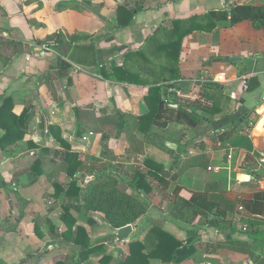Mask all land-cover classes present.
Masks as SVG:
<instances>
[{
	"label": "crops",
	"instance_id": "crops-1",
	"mask_svg": "<svg viewBox=\"0 0 264 264\" xmlns=\"http://www.w3.org/2000/svg\"><path fill=\"white\" fill-rule=\"evenodd\" d=\"M21 1L25 5L26 14H32V17L26 22L19 15L17 27H11L13 35L9 33L11 29L2 26L9 30L8 34L5 33L6 38L22 43L23 49L7 65L0 62V106L4 98L11 96L15 105L14 114L20 116L24 111H30L31 119L28 122V133L22 140L6 150L0 148V180L3 184L0 196L6 195L5 202L0 201V212L5 209V203L12 201L10 197H15L20 202L17 198L19 195L30 202L36 195H41L42 199H39L43 200L45 189L49 195L55 194L54 183L48 180L46 172L38 176L46 184L37 191L34 188L39 181L31 183L29 172L35 161L42 156H45L42 157L45 164L53 161L58 163L59 159L55 155L65 152L61 139L70 144L73 153L90 158L96 152L97 123L100 116L106 117L110 114L112 121H118L117 111L134 116L148 112L145 98L149 94V88L105 79L101 72L102 64L106 65V72L112 69L111 66H123L128 52L140 50L160 26L171 27L174 20H187L212 11L230 12L239 5L264 9V0ZM65 2L74 7L60 11L58 6ZM1 5L4 10L2 3ZM120 5L133 11L132 23L127 27H119ZM60 33L65 36H92L93 41L87 40L77 45L91 46L93 43L98 66L78 65L73 62L70 56L74 53L73 47L76 44L63 45L69 46L66 56L62 54L61 46L42 56L40 47L43 44L40 42ZM229 58L239 60L229 62ZM62 60L70 64V69L60 70ZM179 65L181 79L172 83L169 89L172 93L169 95L161 86L162 98L168 96L172 100L193 103V97L201 95L204 86L218 84L225 95L221 103L222 113L210 117L211 121L202 125L204 129L170 123L163 130L171 131L174 124H177L175 134L171 135L174 139L171 141L168 136L162 143L167 141L177 145L178 149L175 151L161 152L155 148L160 144L153 140L152 145L145 144L143 154L132 152L138 156L133 161H140L139 165L144 169V161L150 159L163 165L166 170L178 164V171L171 178L166 177V185L155 182L160 191L153 189L149 194L141 193L149 203L150 211L147 217L139 220L138 226L136 225L127 240L119 241L116 231V237L111 238L114 235L113 230L105 226L106 228H102L105 229L103 232L107 231L106 235L110 234V238L107 241V236L104 235L102 240L110 242L109 246L105 241L103 243L111 249L105 246L97 258H85L100 246L97 244L99 238L96 234L99 229H94L92 221H89L93 213L86 214L83 209L74 207L78 212H83L82 217L86 220L79 223V226L85 227L90 237L87 253H79L75 258L81 264L87 261L108 263V259L104 262V258H110V264L126 260L130 255L129 245L134 241L144 244L155 225L180 241L190 237L192 231L198 234V238L195 253L185 261L166 263L150 260L149 264H256L249 253L241 249L239 243H249L251 249L258 239L263 244L258 247L256 254L261 256V264H264V230H259L256 236L253 233H244L240 228L241 224L234 220L232 211L228 212V219L232 220L233 230H222L214 226L213 221L208 222L203 217H199L194 225H187L172 215L178 198L189 201L192 192L212 188L230 201H233L234 195H240L238 197L242 198L246 208L245 220L264 219L260 213L264 209V191L259 188L264 187V180L260 179L263 172H259L261 162L258 158L264 157V14L262 19L244 21L235 26H230L229 22H221L211 34L193 33L184 40ZM249 79H256L258 87L248 92L244 88V82ZM103 101L105 108L98 111L97 107ZM251 113H256L257 119L252 122L254 126L247 130V134L243 125L248 122ZM156 130L159 133L162 129ZM78 131H81L80 137ZM4 134L5 131L0 128V138ZM136 135L141 141L144 140V134ZM119 138L122 147L119 148V143L114 140L109 148L120 157L125 156L130 147L126 133ZM229 156H232L231 160ZM218 158L224 167H218ZM215 164L214 175L217 176L210 177L208 170ZM190 169L192 172L188 173ZM222 170L226 172L225 175L218 177ZM117 174L120 175L118 172ZM244 175L255 179L249 182L241 178ZM223 178L227 180L222 181ZM163 186L166 187L165 190ZM177 188H181V191L176 199ZM8 196L10 199H7ZM31 213L34 212L25 210L21 221ZM5 217V220H9V217ZM96 218L101 219V216L97 214ZM12 221L15 222L13 218ZM13 225L11 223V227L15 228ZM101 225L104 226L102 222ZM10 228L9 233L17 232L16 228ZM230 240L238 243L233 246L220 245ZM57 246L66 249L75 247L65 244Z\"/></svg>",
	"mask_w": 264,
	"mask_h": 264
},
{
	"label": "trees",
	"instance_id": "trees-1",
	"mask_svg": "<svg viewBox=\"0 0 264 264\" xmlns=\"http://www.w3.org/2000/svg\"><path fill=\"white\" fill-rule=\"evenodd\" d=\"M71 6L74 7L70 3H62L58 9L62 11L70 9ZM0 10H2L1 2ZM263 14V8L239 5L230 12L212 11L205 15L193 16L187 20H174L171 27L160 26L140 50L128 52L123 66H113L109 72H106V65L102 64L101 72L105 79L149 88V94L145 98L148 107L146 114L134 116L117 111L118 130L116 137L119 138L126 133L130 150L143 154L145 144L152 145L151 143L155 138L151 135L153 128L165 129L170 123H180L189 128L197 129L205 122H210V117L213 118L221 114V103L225 95L218 84L204 86L201 94L203 98L212 102L213 105L211 107L202 106L194 100L193 103H189L176 99H173V101L177 107L170 106L162 98L161 86H163L164 92L168 94L172 83L181 79L179 64L183 43L187 37L196 32L211 34L221 22H229L230 26H235L244 21L262 19ZM133 16V11L128 10L124 5H120L118 8L119 27L129 26L132 23ZM2 31L4 34L9 32L8 29L4 28L0 29V32ZM87 40L93 41V37L84 35L65 36L60 33L51 35L40 43H51L54 47H63L65 43L76 44L73 47L74 53L70 56V59L78 65L98 66L93 43H91V46L77 45ZM22 49V43L0 36V62L2 64L7 65ZM7 50L12 51L11 54H8ZM70 67V64L62 60L60 70L65 71L70 69ZM246 84L248 92L258 87L256 79H249ZM14 106V100L11 96L4 98L0 106V128L5 131V134L0 138V148L2 150H6L19 140H22L29 130L30 111H24L20 116H17L14 114ZM234 128H237V126H234ZM137 133L144 134L143 141L137 137ZM78 136H81V131H78ZM60 142L65 152L55 155V158L59 159L58 163L53 161L45 164L42 162L43 156L39 157L35 161L33 169L29 172V176L31 183H35L39 179L38 176L46 172L48 180L54 183V188H59L58 181L56 182L58 173H55L57 171L55 168L61 166L71 179L67 189L60 192L70 205L65 208V213L61 217L67 229L60 234V237L64 241L73 243L78 248L73 247V250L77 254L80 253V255L87 253L89 250L90 237L85 227L77 225L76 218L71 215L72 207L73 209L74 207L83 209L82 211L86 214H99L113 230H118L128 225L136 226L141 218L148 216L150 211L149 203L141 194L143 192L149 194L153 190L152 183L150 184L148 178H153L155 181L166 185V177L178 171V164H175L172 169L166 170L163 165L146 159L144 165L147 171L138 170L134 178L132 187L135 193L127 192L126 186L129 187V184L123 182L116 172L98 171L94 168L90 172L91 177L81 186L76 178V172L82 165L79 155L71 151L68 142L62 139ZM161 146L165 151L172 152L165 146V143H162ZM263 178L264 174H262L260 179ZM2 186L3 184L0 180V189ZM180 191L181 188L176 189V199L179 197ZM58 193L59 191L55 188L54 195L58 196ZM17 198L25 204L29 203L28 200H24L19 195H17ZM232 205L233 201L225 199L217 190L210 188L206 191L192 192L189 201L178 198L172 215L187 225H194V222L199 217L206 219L210 215H216L221 221L211 220L214 222V226L222 230H233L232 220L228 219V212L233 210L231 209L233 208ZM23 216L24 211L19 215L18 221ZM42 217L39 215V218ZM10 219L12 221L11 217H9ZM9 220L7 219V221ZM18 221H15V223ZM245 221L249 224H254L252 220L248 219ZM10 229L13 230L15 228L11 227ZM197 238L198 234L192 231L190 237L180 241L155 225L151 228L145 243L132 242L129 245L130 255L126 260L116 264H149L150 260L181 263L195 253ZM235 243L238 242L230 240L220 245L233 246ZM239 246L244 251H251L249 243H239ZM80 255H78L79 258H81ZM106 259H108L106 264H110L111 259L104 258V262ZM255 263L257 264V262Z\"/></svg>",
	"mask_w": 264,
	"mask_h": 264
},
{
	"label": "rangeland",
	"instance_id": "rangeland-1",
	"mask_svg": "<svg viewBox=\"0 0 264 264\" xmlns=\"http://www.w3.org/2000/svg\"><path fill=\"white\" fill-rule=\"evenodd\" d=\"M0 2L4 6V10H0V29H2V26L8 27V29H11V27H17L18 23V17L21 15V17L24 18L26 22H28V19L32 17V14H26V8L24 3H22L21 0H0ZM66 4V2L64 3ZM24 7V11H22V8ZM59 7V6H58ZM38 21H40V18H38ZM8 25V26H7ZM23 29V28H22ZM12 30L9 32L10 35L12 34ZM0 36H5V34L0 32ZM6 37V36H5ZM8 54H11L12 51L7 50ZM105 108L104 101L101 105L97 107L98 111ZM84 112V110H83ZM201 114V112H200ZM106 117L99 118V121L97 123V147L96 152L93 153L92 157H88L86 155H80L79 158L81 160V168H79L76 172V178L78 179L79 185L82 186V184L85 183V181L88 180V177L91 176L92 168L98 171H107V172H118L120 175V178L123 182L126 184H129V187L126 186V190L128 193H133L134 189L132 187L134 183V178L137 173V171L146 172L147 169L142 168L139 164L140 161H133L134 158H137L134 153L130 149L126 150L128 151L125 156H116L114 153L111 152L109 146L110 143H112L114 140H117V143H119L120 138H116L117 130H118V121H112L110 114ZM257 114H249L248 119L251 120V122L248 120L243 126L245 127L246 133L248 134L249 129L254 126V120L257 119ZM204 126V125H203ZM199 127V129H204V127ZM177 124H174L173 130L166 131L161 130L159 133L163 136H161L159 133H157L158 130L156 128H153V131H151V135L155 138L153 139L156 141L158 146L157 148L161 152H165V150L162 148V142L166 139V137H170L171 141L174 139V130L177 128ZM198 129V128H197ZM167 141L165 142L166 146ZM119 148L122 147V144H118ZM45 156H43L44 158ZM259 162H262L264 159L263 156H259ZM127 163H133V165H129ZM218 167L222 168L224 165H222L220 158L217 159ZM215 165H212L208 170L210 172V177H216L214 175V168ZM63 166V165H62ZM55 173H58V179L56 178L57 184H59V188L55 187L59 193L58 196L56 195H49L47 193V189H45L44 194L42 196L44 197L43 200L40 196L36 195L33 198H31V201L28 204H25L24 202H17L15 197H10L11 202L5 203L4 208L2 212H0V264H58V263H65V264H81L80 260H76L77 253L72 249H66L63 247H59L57 245L65 244V245H73V243L64 241L60 237V230L63 232L66 231L67 227L65 223L62 221L61 217L65 213V208L70 206L67 202V200L63 197L62 190H66L68 187V184L70 183L71 179L67 176V174L63 171L62 167L59 166L55 168ZM144 170V171H143ZM192 169L189 170L188 173H191ZM187 173V174H188ZM225 171H221V173L218 175V177H222L225 175ZM169 175L168 177H170ZM171 178V177H170ZM150 181V184L152 183V188L155 191L159 190V185L155 183L156 181L153 178H148ZM222 181H226L227 178L221 179ZM39 181V184L35 186V190L42 189L43 186H45L46 182H43V180H37ZM226 187V185H225ZM260 191H264V187L259 186ZM23 189V188H22ZM163 190H165V187L163 186ZM32 191V190H31ZM30 191V192H31ZM11 192V191H10ZM54 192V191H52ZM26 193V192H25ZM135 193V192H134ZM156 193V192H155ZM240 196V195H238ZM236 195L233 196V205L231 209L232 212L235 215L234 220H236L239 224H241V230L244 233H253V235L256 236L258 234L259 230H264V219L259 218L255 219L253 222L254 224H249L245 221L244 217L246 214V208L243 206L242 198L238 197ZM235 197V198H234ZM9 196L7 199H10ZM40 198V199H39ZM6 195L0 196V201L5 202ZM13 202V203H12ZM262 205L264 206V201L262 202ZM72 207V206H71ZM241 208V209H240ZM29 210L31 213L30 215L21 221L22 218L18 221L19 215L18 213H21L22 211ZM6 210V211H4ZM71 208V215L76 218L77 225L79 226V223H83L86 219L82 216L84 215L82 211H77ZM262 213V216L264 217V209L260 211ZM39 215L43 216L42 218H39ZM13 218L14 221H7L5 220L6 217ZM95 218H94V217ZM97 213L92 214V219H89V221H92L94 225V229L97 230L96 234L98 235V241L97 244H100L98 249L93 250L91 253H88L85 258L93 259L97 258L100 253V250L105 247L111 245L110 242L106 243V239L102 240V238L107 236V241L110 238V234H108L107 231L103 232L105 229V226L110 227L107 225V223L104 222V220L101 218H96ZM209 222L210 220H216L221 221L220 218L216 215L209 216L206 218ZM22 222V223H21ZM104 224V226L101 225ZM11 223L14 224L15 228L17 229L16 233H9V228L11 227ZM245 224V225H244ZM244 225V226H243ZM81 226V225H80ZM92 226V225H91ZM138 226V225H137ZM106 228V227H105ZM253 228V229H252ZM101 229V230H100ZM111 230H113L110 227ZM139 229V228H138ZM65 230V231H64ZM117 230H113L114 237H116ZM140 231V229H139ZM103 232V233H101ZM101 233V234H100ZM95 234V235H96ZM105 241L104 244L103 242ZM255 245L251 248V251L248 250L249 255L252 257L254 262H257V264H261L260 258L261 256H257L256 252L258 251V247H261L263 243L260 242L258 239L255 241ZM109 250L111 247H108ZM255 256V257H254ZM4 258V259H3ZM5 260V261H4ZM75 261V262H74ZM77 261V262H76ZM85 264H98L95 261L92 262H85Z\"/></svg>",
	"mask_w": 264,
	"mask_h": 264
},
{
	"label": "built area",
	"instance_id": "built-area-1",
	"mask_svg": "<svg viewBox=\"0 0 264 264\" xmlns=\"http://www.w3.org/2000/svg\"><path fill=\"white\" fill-rule=\"evenodd\" d=\"M54 46L53 44H43L41 47H40V53L42 56H46L48 55V53H52L54 52ZM29 57V56H28ZM123 65V64H122ZM113 67V66H111ZM244 88L247 90V84L246 82H244ZM169 93H172L171 90L169 91ZM168 93V95H169ZM194 101H197L198 103H200L202 106H208V107H211L212 106V103L209 102L208 100H206L205 98H203L201 95H197L195 97H193ZM165 100L167 101V103L170 105V106H173V107H177V105H175L174 101L172 100V98L170 97H166ZM232 159V156H229V160ZM261 170V171H260ZM259 172H263L264 174V159L262 160L261 162V167L259 169ZM252 179H255V178H252L250 175H249V182L252 181ZM264 180V178L262 179ZM261 180V181H262ZM241 209V208H240ZM251 264V263H249Z\"/></svg>",
	"mask_w": 264,
	"mask_h": 264
},
{
	"label": "water",
	"instance_id": "water-1",
	"mask_svg": "<svg viewBox=\"0 0 264 264\" xmlns=\"http://www.w3.org/2000/svg\"><path fill=\"white\" fill-rule=\"evenodd\" d=\"M69 49V46L68 45H65L64 47H63V49H62V54L64 55V56H66L67 55V50ZM237 60H239L238 58H229L228 59V61L229 62H235V61H237ZM166 147L167 148H169L170 150H177L178 149V147H177V145H175V144H172V143H170V142H167L166 143ZM242 179H249V176L248 175H244V176H242L241 177ZM213 224V223H212ZM135 227L136 226H134V225H128V226H126V227H123V228H120V229H118L117 230V238H118V240L119 241H125V240H127L128 238H129V236L133 233V231L135 230Z\"/></svg>",
	"mask_w": 264,
	"mask_h": 264
}]
</instances>
